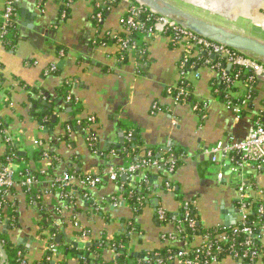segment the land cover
I'll return each mask as SVG.
<instances>
[{
	"label": "crops",
	"instance_id": "crops-1",
	"mask_svg": "<svg viewBox=\"0 0 264 264\" xmlns=\"http://www.w3.org/2000/svg\"><path fill=\"white\" fill-rule=\"evenodd\" d=\"M14 1L18 12L15 43H0V120L16 139L15 167L34 175L38 185L31 192L15 188L5 198L8 203L0 211V220L8 228H0V232L25 250L26 259L37 261L46 254L51 236L42 233V224L47 217L61 224L60 235L98 244L97 248L76 250L64 239L53 262L112 264L114 251L104 248L103 242L121 237L127 238L123 248L132 256L179 247L164 241L176 229L161 223L159 209L176 218L189 202L197 211V225L221 232L239 223L242 181L248 184L251 200L264 203V169L247 168L242 177L226 169L224 180L219 181L218 168L203 155L204 149L219 142L245 137L254 117L264 112V80L257 79L255 97L237 120L226 106L227 99L244 97L248 89L244 81H236L232 91L228 90L225 78H231L234 70L228 64L220 69L200 64L186 71L188 64L182 68L185 59L202 55L183 42L175 44L168 34L138 35L139 49L127 53L126 61L121 59L123 52L113 35L128 37L121 23L129 7L126 3L104 10L99 8L101 0H76L65 19L61 11L64 0ZM181 1L225 20L236 15L228 21L236 22L242 16L264 29V0ZM3 11L0 0V26ZM203 56L210 61L217 58ZM68 82L73 83L74 103L67 100ZM183 84L191 92L190 99L176 103L168 90ZM200 104L204 105L202 113L195 109ZM90 117L95 118L92 130L98 136L94 151L82 127L75 131L68 127L72 121ZM129 132L142 144V154L134 160L115 154L129 142ZM67 133L68 140L63 141ZM149 150L160 158L169 155L172 162L178 160L172 151H181L180 164L170 174L149 171L153 184L148 204L136 212L124 187L130 180L123 177L113 182L104 172L129 166ZM6 155L8 148L0 136V167ZM63 174L102 177V184L95 189L75 185L64 194L53 186L55 178ZM166 177L174 190L163 189ZM131 202H135L133 196ZM201 237L193 242L199 243ZM218 264L242 262L228 257Z\"/></svg>",
	"mask_w": 264,
	"mask_h": 264
},
{
	"label": "built area",
	"instance_id": "built-area-1",
	"mask_svg": "<svg viewBox=\"0 0 264 264\" xmlns=\"http://www.w3.org/2000/svg\"><path fill=\"white\" fill-rule=\"evenodd\" d=\"M76 0H68V6L72 5ZM4 4L3 11V22L0 26V43L9 44L7 42L12 41L18 32V27L16 25V19L18 16L17 7L14 0H2ZM102 5L99 6L100 9H108L109 6L115 4L116 2L126 3L129 7L127 10V16L122 19V26L126 31L128 37H121V35H113L115 43L119 45L123 54L137 51L139 49L138 39H133L131 36L135 33L136 37L138 35H155V34H171L173 42L175 44L182 43L186 44L188 47L193 48L197 53L208 54L210 56L219 57L226 61L230 67L234 69L238 68L239 71L236 75L231 78H225V84H228V90L232 91L233 84L239 81L242 75L249 76L250 79L244 81L245 87L248 89L247 93L242 100H239V104L233 105L231 102L227 101L226 106L231 110L237 120H241L243 117V112L246 111L248 105L252 101V93L254 92V80L261 79L264 80V65L253 60L252 58L228 49L226 47L217 45L209 40L201 38L192 32L180 27L175 22L169 20L168 18L154 15L151 11L146 8L143 4L139 3L137 0H102L100 1ZM149 14L154 17L148 18V21H152V26L150 28L146 27V23L140 22L139 20L142 16ZM64 16V15H63ZM139 53H143L141 50ZM189 59H185L182 64V68H185L188 64ZM204 64L211 65L209 60H205ZM195 64L192 65L194 67ZM220 69V65L214 66ZM51 70H55L52 67ZM73 89V83H66V91L68 93L67 100L70 103H74L71 91ZM189 94L184 87H179L178 95L174 96L175 102H180L181 99L188 98ZM77 104V102H75ZM157 109L156 104L153 106ZM197 106L195 109L197 110ZM261 114L264 115V112ZM95 123V118L90 117L86 122L78 121V125L82 126V131L85 135V139L90 149L94 151L97 148L98 136L92 130V125ZM0 136L2 141L7 146V148H16V139L13 137L10 130L0 122ZM70 130V128H68ZM133 138V133L129 132L127 134V139L130 141ZM41 145V143H38ZM203 155L209 159L211 164L218 168V180L222 181L225 178L226 171L233 175L243 176V172L247 168H256L258 170L264 169V125L258 120L254 125H251L247 134L242 140H236L235 138H230L227 142H219L213 146H210L203 150ZM46 157V156H45ZM47 158V157H46ZM15 154L11 153L6 160V163L0 167V211L7 207L5 203V198H9L10 193L15 188H27L29 192L35 189L38 185L36 177L32 174H24L18 171L15 167ZM152 169L156 170H167L170 174L174 171L175 165L172 161L166 158H155L152 151H148L146 155L140 157L133 164L114 168L111 167L104 172L105 175L113 182H117L120 178L127 177L130 180V184H133L136 180L141 179V176ZM227 169V170H226ZM102 184V177H89V176H74L71 174H63L55 178L53 181V186L57 187L62 193H67L75 186L86 189H95ZM143 184L147 185L148 180L143 178ZM167 189H173L170 181L166 182ZM142 187L139 186V189ZM248 184L241 182L238 188V201L239 208L238 218L239 224L242 229L234 228L231 231H222L216 236L221 241L234 240L237 232L241 230L247 235V240L245 246L246 251L243 254L235 253V258L247 259L250 258L254 264L258 262L264 264V254L260 253L258 249V244H264V231L258 233L255 231V226L262 224L261 221L258 223H253L250 219V214L253 209V205L248 202L250 197L247 193ZM88 197V194L86 195ZM119 205V200L114 199V206ZM190 203L185 202L183 207L186 209L190 208ZM264 211V207L260 206L257 209V213L261 214ZM158 219L162 224H173L176 229L175 235L164 236V241L171 244L179 245V252L171 260L174 264H218L220 261L217 257V253L213 251V241L209 235L199 238V243L189 242L188 239H179V236L185 230V227L193 228L197 226L198 222L195 218H191L190 212L186 213L183 218L177 219V217L168 218L167 213L163 209L157 211ZM252 224V225H250ZM77 225V224H76ZM7 223L0 220V228L2 231L7 230ZM57 229L62 228L61 224H54ZM59 235V234H58ZM53 236L50 239L48 248L46 251L49 252L52 258H57L60 255V245L56 244L55 238L58 236ZM198 240V239H197ZM39 241V238H38ZM193 250V251H190ZM114 258L120 255L118 251H114ZM195 254V258L192 259L191 255ZM205 255L207 259L205 261H200V256ZM18 256L21 257L20 264H29L27 259L24 257L23 253L19 252ZM230 258H233L229 256ZM0 258L5 261L4 255L0 251ZM234 259V258H233ZM56 260V259H55ZM235 260V259H234ZM145 262V261H144ZM112 264H117L113 261ZM158 264H163L159 262Z\"/></svg>",
	"mask_w": 264,
	"mask_h": 264
},
{
	"label": "trees",
	"instance_id": "trees-1",
	"mask_svg": "<svg viewBox=\"0 0 264 264\" xmlns=\"http://www.w3.org/2000/svg\"><path fill=\"white\" fill-rule=\"evenodd\" d=\"M102 1V0H101ZM68 0H64L63 1V5H62V13L65 15V19L69 17V11L71 8V5L68 6ZM120 2H116L115 4H112V6L119 4ZM127 16V14L125 15ZM124 16V17H125ZM151 17V19L153 20L152 15L146 14L144 16H142V18L139 20L140 22H144L146 23V27L150 28L152 26V21H148V18ZM171 36V34H168ZM17 36V33H16ZM15 36V39H16ZM121 37L125 38V35H121ZM133 39H137L136 34L134 33L131 36ZM15 39H12V41H9L7 43V46H11L12 44L15 43ZM65 53V52H64ZM202 56L198 59L196 58H192L189 59L188 61V66L185 68L186 71L193 65L195 64V66H199L200 64H204L205 60H209V57L203 56V54H201ZM121 59L123 61L127 60L126 54H122L121 55ZM211 64L213 66H218L220 65V67L224 66L226 64V61L224 59H221L219 57L216 58L215 61H210ZM239 69L236 68L233 70L231 77H233L234 75H236L238 73ZM247 79H250L249 76H244L242 75L239 79V81H245ZM257 80H254V83H256ZM180 87H184L185 90L188 92V94H190V90L188 89L186 84L181 85ZM178 89H170L168 90V94L172 95V96H177L178 95ZM235 91V90H234ZM191 96V95H190ZM190 96H188V98L186 99H181L180 101L182 102H187L190 99ZM252 96L255 97V92L252 93ZM243 97L240 98H228L227 101L231 102L233 105L235 104H239V100H242ZM192 100V99H191ZM197 111H200V113H202L204 111V105L200 104V105H196ZM246 114V111L243 112V116ZM258 120H260L261 124L264 125V115L263 114H258L257 116L254 117V120L252 121V125H254ZM0 122H2L0 120ZM82 122H86L85 120H82ZM83 126V125H82ZM78 125V121H72L70 124H68V127H70L72 129V131H75L77 128L82 127ZM67 127V126H66ZM1 131V128H0ZM68 133L65 135V137L62 138L63 141L68 140ZM126 145L118 151H115V154L118 155L121 158H126L129 157L131 160L136 159L138 156H141L142 154V144L135 139V136L133 134V138L132 140H130L129 142L125 143ZM15 150L14 149H8V155L5 156V158H7L11 153L15 154ZM154 153V157L155 158H160L159 156H157L155 151H152ZM172 154L174 156H176V158H178V160H175L173 162V164L177 166H179L180 162L179 158L181 155V151H172ZM41 156V154H40ZM144 156V155H143ZM164 158H169V155H164ZM6 163V160H5ZM4 163V164H5ZM145 178L148 180V184L144 185L143 184V178ZM152 180H153V174H151V172L147 171L145 172L142 176L141 179L136 180L132 185L130 184V181H128L124 187L125 189H128L127 191V199H128V203L130 205H132L135 209L136 212L138 211V209L140 210L141 208H143L144 206H146L148 204V199L147 196L150 194V189L152 188ZM121 181V180H120ZM166 182H167V177L165 178V186L163 187V189L165 191H172L174 189H167L166 187ZM171 183V182H170ZM124 183H122L123 185ZM172 185V184H171ZM139 186L142 187L141 189H139ZM173 188V187H172ZM132 194H129V193ZM132 195L133 199H135V202H131L132 201ZM139 198H141V200H138ZM1 200V197H0ZM134 201V200H133ZM250 202L253 205V209L252 212L250 214V219L252 220L253 223H258L259 221L262 222V224L255 226V231L258 233H261L264 231V211L263 213H257V209L260 206L264 207V203L262 202H253V200H251L250 198ZM5 203H8V200H5ZM240 204L238 202L237 205V209L239 208ZM139 207V208H137ZM188 211L190 212L191 218H195L197 217V211L194 207H191L189 209L183 208L181 210V212L179 213V217H177V219L183 218V216L188 213ZM168 218H172V216L170 214H167ZM16 221V220H14ZM17 224V223H16ZM45 224V223H44ZM252 225V224H250ZM15 227V226H14ZM43 230L42 233H44L45 231L51 236V238H53V236L56 235H60V229H57L54 226V222L53 220L50 218L48 219L47 217V222L45 225L42 224ZM234 228H240L242 229L241 225L238 223L236 224L234 227H230L227 228L225 231L229 232ZM131 229H133V226L130 225L129 226V230L131 231ZM223 230H221L222 232ZM221 232H217V230H213V229H203L200 225H197L193 228L190 227H185V230H183V233L179 236V239L183 240V239H188L189 242H193L194 239L198 236H206L209 235L210 238L213 241V251L217 253V257L219 259V261H222L225 258H228L229 256L233 257L235 260H238L240 262H242V264H254V262L251 261L250 258L247 259H240V258H235L234 255L235 253H239V254H243L247 247L245 246V242L247 240V235L244 234L243 232L238 231L237 235L234 237V240H228V241H221L218 238H216V236L218 234H220ZM127 242V238L121 237L119 239H117L116 241H110V242H103V247L104 248H108L111 249L113 251H118L120 253V255L116 258L115 263L117 264H158L159 262H162L163 264H174L173 262H171L172 258L174 256H176L179 252V248L180 247H176V246H171V247H166L164 250H162L161 252H156V253H149L147 255H143L141 257H136V256H132L130 253H128V251L123 248V246L126 244ZM0 244L3 248L5 257L7 259V264H20L21 263V257L18 256V253L21 252L24 254L25 257V250L18 248L17 246H15V244L13 243V241L9 240L8 236L5 235L3 232H0ZM258 249L260 251V253L264 254V244H258ZM193 251V250H190ZM191 258L194 259L195 258V254L191 255ZM207 259V256L205 255H201L200 256V261H205ZM27 261L29 262V264H60V263H55L52 260V257L50 256L49 252L46 251V254H44V256H42L41 259L37 260V261H30L27 259ZM145 261V262H144ZM264 261V260H263ZM0 264H3V260L0 258Z\"/></svg>",
	"mask_w": 264,
	"mask_h": 264
},
{
	"label": "water",
	"instance_id": "water-1",
	"mask_svg": "<svg viewBox=\"0 0 264 264\" xmlns=\"http://www.w3.org/2000/svg\"><path fill=\"white\" fill-rule=\"evenodd\" d=\"M148 8L151 13L157 16L168 18L180 27L192 32L193 34L209 40L217 45L226 47L264 65V40L246 34L234 28L219 25L191 14L181 7L169 2L168 0H137ZM65 239L66 245L76 250H85L86 248H97L98 244L85 241H78L69 238L66 233L58 235L55 242L62 244ZM0 251L4 255V264H7L3 248L0 244ZM140 257L139 254L135 255Z\"/></svg>",
	"mask_w": 264,
	"mask_h": 264
},
{
	"label": "rangeland",
	"instance_id": "rangeland-1",
	"mask_svg": "<svg viewBox=\"0 0 264 264\" xmlns=\"http://www.w3.org/2000/svg\"><path fill=\"white\" fill-rule=\"evenodd\" d=\"M171 3L178 5L179 7L183 8L185 11L194 14L200 18L206 19L208 21H211L213 23L228 26L231 28H234L236 30L242 31L246 34H249L251 36L260 38L264 40V29L260 26L252 23L251 21H248L242 16H239L240 18L235 21H228L229 19L234 18L236 15H230L231 17H228V19H224L221 16H219L217 13L213 15V13H210L209 11L203 10L202 8L187 5L183 3L181 0H170ZM241 14V13H240ZM261 14L264 15V12L261 11ZM234 20V19H232Z\"/></svg>",
	"mask_w": 264,
	"mask_h": 264
}]
</instances>
